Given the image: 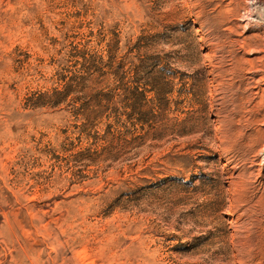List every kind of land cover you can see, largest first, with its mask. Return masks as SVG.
<instances>
[{
	"label": "rangeland",
	"instance_id": "rangeland-1",
	"mask_svg": "<svg viewBox=\"0 0 264 264\" xmlns=\"http://www.w3.org/2000/svg\"><path fill=\"white\" fill-rule=\"evenodd\" d=\"M246 2L0 0V264H264Z\"/></svg>",
	"mask_w": 264,
	"mask_h": 264
},
{
	"label": "bare ground",
	"instance_id": "bare-ground-1",
	"mask_svg": "<svg viewBox=\"0 0 264 264\" xmlns=\"http://www.w3.org/2000/svg\"><path fill=\"white\" fill-rule=\"evenodd\" d=\"M246 6L244 8L245 11V17L248 20V23L251 24V20L255 19V23L253 24V26L255 27V29L257 31H264V25L262 23H264V9L262 10L261 7L263 6L264 8V0H246ZM259 20H261L262 22H260ZM255 37V36H254ZM264 53V51H263ZM261 62L263 63L262 66L263 68L260 70L261 73H264V56L261 57ZM262 81L264 83V76L261 78ZM262 97L264 98V88L262 89ZM260 132L262 134H264V130H260ZM256 159L257 162L260 161V163L258 164L259 166H263L264 164V144L262 145L261 149L259 150L258 154L256 155Z\"/></svg>",
	"mask_w": 264,
	"mask_h": 264
}]
</instances>
